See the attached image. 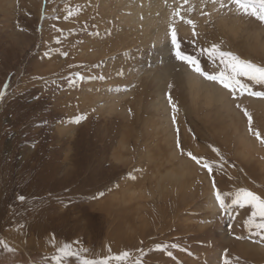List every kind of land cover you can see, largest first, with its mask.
<instances>
[{"label":"rangeland","instance_id":"rangeland-1","mask_svg":"<svg viewBox=\"0 0 264 264\" xmlns=\"http://www.w3.org/2000/svg\"><path fill=\"white\" fill-rule=\"evenodd\" d=\"M122 1L0 0V240L14 249L0 245V264H54L65 243L108 264H264V232L245 224L249 236H241L251 206L206 212L213 181L221 192L264 199V165L245 158L238 137L248 131L247 110L264 139V110L250 103L264 97L239 89L233 97L198 72L231 104L191 97L179 72L194 71L175 58L170 37L151 44L128 24ZM199 1L183 13L197 35L176 25L181 51L207 73L223 69L200 52L212 44L264 67V23L211 3L203 17Z\"/></svg>","mask_w":264,"mask_h":264},{"label":"snow or ice","instance_id":"snow-or-ice-1","mask_svg":"<svg viewBox=\"0 0 264 264\" xmlns=\"http://www.w3.org/2000/svg\"><path fill=\"white\" fill-rule=\"evenodd\" d=\"M167 4V0H165ZM208 3H211L212 10L220 12L227 10V12L235 13L241 16L254 17L257 21L264 23V0H201L200 15L206 18L211 17V12L203 11V7ZM184 5H188L184 8ZM171 8L170 16L171 20L168 25L167 35L170 36V42L173 46L174 56L177 60H182L187 63L194 72H198L205 79L210 81L219 82L225 89H228L233 97H235L236 90H240V94L243 95L245 91L251 96L264 97V92H254L249 85L243 83L240 77L246 78L248 81L255 82L256 84H264V67L257 66L250 61L242 60L238 56L233 55L230 52H224L218 50L217 44H212L209 48H201L202 54H207V57L213 63L217 56L219 57L220 64L223 65V69L217 73H207L201 68L199 60L193 55H186L181 51L180 42H178V32L176 25L179 22H183L185 25H190L193 28V36H196L195 32L196 22L187 18L186 15L181 14L183 8L186 14H191L194 10V6L189 4V0H176V6ZM191 43L195 44V40ZM67 55V53H64ZM2 98V95H0ZM171 97L169 96V104H171ZM239 107V105H237ZM175 111V108H173ZM243 114L248 118V131L256 136L261 143H264V139L261 138L259 131L252 128V116L243 110ZM81 118H77L75 123H79ZM175 123V117H173ZM179 140L177 141V147H179ZM188 155L197 163L201 164L202 158L194 156L191 152ZM203 166L206 167L211 173L212 165L203 161ZM214 198L219 208L223 212H228L231 205H238L244 207L249 205L252 208L251 218L246 221V224H252L257 229L264 231V199L255 193L246 189H239L235 194L228 192H221L216 188L215 181H213ZM18 199L23 201L25 197L19 196ZM259 217V222H256V218ZM0 245L7 251H14L9 248L8 244L3 240H0ZM176 247V245H173ZM57 255L52 257L54 264H63L65 258H76L80 261V264H108L107 260H95V259H81L78 251H73L72 246L68 243L63 244L56 249ZM85 252L87 249L84 250ZM130 253L127 251L122 252L119 256L115 257L118 260H124ZM171 255V253H169ZM47 260V257H45ZM224 264H230V261L225 258Z\"/></svg>","mask_w":264,"mask_h":264},{"label":"bare ground","instance_id":"bare-ground-1","mask_svg":"<svg viewBox=\"0 0 264 264\" xmlns=\"http://www.w3.org/2000/svg\"><path fill=\"white\" fill-rule=\"evenodd\" d=\"M123 1H125V0H123ZM128 2L129 3L128 4L126 3V6H125L126 12H125L124 17L125 16L127 17L128 24H134L136 28H139L142 31L144 37L147 40L148 39L151 40V44H152V42L154 43V45L155 44H161L164 40H166L170 37L167 35L168 25H169L170 20L172 19L170 16L171 8L169 6L175 7L176 6V0H167V4L165 3V0H129ZM199 2H200L199 0H191L192 5L199 3ZM186 7H187V5L184 6V8H186ZM183 13H184V10L182 8L181 14L183 15ZM226 22L228 23V21H226ZM181 30H182V32L185 31L184 28H181ZM235 30H236V25L231 24V26L228 29V32L231 31L234 33ZM263 46H264V44H263ZM179 74L182 75V78L185 81V86L187 87V90L189 91V94L191 97H194V98L202 97L203 102H201V103H203L206 106H212L214 103H218V104L220 103L221 105L220 104L219 105L222 108H223L222 105H225L226 108L228 106H230L229 104H231V103L228 102L229 98L228 99L226 98L227 94L225 92H223L221 89H219L217 86H215L216 84L214 85V84H210V83L205 82L197 72H191L189 70H181L179 72ZM162 76H164V70H163V72L158 73L159 79H161ZM250 103L252 104V106H255V107H258L259 109L264 110V100H257V101L251 100ZM227 110H228V108H227ZM225 113H226V111H225ZM235 113H236V110L234 112V117H235ZM207 115H209V114H207ZM229 115H232V113H229ZM167 127H168V125H167ZM171 135L172 134H170V136ZM238 137H239L240 145H241L240 150H242L243 154L245 155V158L247 157L249 159H256V164L260 167L263 166L264 165V147L262 146V144L259 141H256V139H254L253 137H251L250 133L246 130V128L243 129L242 133ZM171 162H173V161H171ZM158 165H159V163H158ZM203 175H202V177H205ZM178 176L182 177L183 173L181 172V174H171L169 177L174 179V181H176V180H179ZM205 180H206V177H205ZM206 184H208V186H209V183H207V181H206ZM210 188L211 187H209L208 191H207L209 204L206 203L208 205L206 208V210H207L206 212L207 213H210V212L216 213L215 210L218 209L217 202L215 201V198L213 197V191H212L213 189L212 188L210 189ZM211 191H212V193H211ZM201 197H203V196H201ZM251 213H252V210L250 212L246 213L245 219L243 217L244 221L242 224L241 236L246 237V239L248 238L249 233H248V230H246L244 227H245L246 221H248L247 215L251 214ZM256 222H259V217L256 218ZM255 232L263 233L264 231L257 229V230H255ZM251 254L253 256H255V254H253V253H251ZM246 257L248 258V256H246ZM249 258H251V256ZM258 260H259V257H258L257 261Z\"/></svg>","mask_w":264,"mask_h":264}]
</instances>
